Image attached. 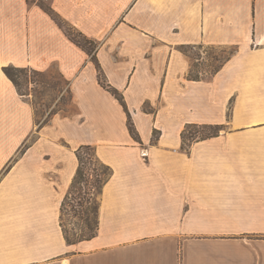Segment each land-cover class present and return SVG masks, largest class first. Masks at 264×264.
I'll return each instance as SVG.
<instances>
[{"label": "crops", "instance_id": "1", "mask_svg": "<svg viewBox=\"0 0 264 264\" xmlns=\"http://www.w3.org/2000/svg\"><path fill=\"white\" fill-rule=\"evenodd\" d=\"M38 1L0 0V264H264V0H47L60 24ZM210 47L231 52L192 74ZM7 67L57 74L69 110L38 123ZM188 124L224 128L185 149ZM82 145L112 173L96 234L67 244Z\"/></svg>", "mask_w": 264, "mask_h": 264}, {"label": "trees", "instance_id": "2", "mask_svg": "<svg viewBox=\"0 0 264 264\" xmlns=\"http://www.w3.org/2000/svg\"><path fill=\"white\" fill-rule=\"evenodd\" d=\"M44 2H45L44 0L38 1L41 8L46 13H48V15L55 22L60 24L61 21L59 22L58 16ZM62 27L66 35L70 39V41H72L74 44H76L77 46L85 50L87 54L90 56V59L95 63L97 74H98L97 75L98 83L100 84L102 88L108 91L122 105V107L127 113L128 131L130 135L132 136V138L138 141L137 133L130 119V115L125 107V103H124L122 95L117 90L110 87V85L106 83V80L100 70V67L95 57L96 44L93 41L84 38L78 32H73L69 28L67 27L65 28L63 25ZM23 70L24 69H16V68H11V67L4 68V73L6 74L8 78H10L14 82L16 89L18 90L20 94L22 93L19 90L18 84L12 72L23 71ZM190 76L192 79L197 78L196 75H190ZM223 128L224 127L222 125L188 124L185 126L184 130L181 133L182 146L185 149H188L190 144L195 141L205 140L207 138L217 136L218 133L221 130H223ZM198 129H205V130H208V132L204 135L200 134L199 136L195 137L197 134H199V132L197 131ZM155 138L156 137L154 135V139ZM75 155L78 161V168L63 198V201L60 207L59 225L61 227L64 240L67 244H72V243H76L78 241H83V240H89L92 237H94V235L96 234L97 227H98L99 198L98 199L96 198L95 191H96V194L98 195L100 194L102 186L109 179L112 173L110 167L103 164L99 160V158L96 155L95 148L90 145H82L78 147L75 151ZM86 166L93 167L91 169V173H89V168L85 170ZM80 186L90 188L93 191V193H90L86 198H82L80 196V188H79ZM67 206H70L73 216L79 218L80 220H83V230H80V232H78L80 234L78 233L74 234L76 236L80 235L79 238H75V239L70 238V234H68V231L64 228V225L62 223V216ZM86 207H88V209ZM88 210H89V213L92 215V219L89 218L87 215Z\"/></svg>", "mask_w": 264, "mask_h": 264}, {"label": "rangeland", "instance_id": "3", "mask_svg": "<svg viewBox=\"0 0 264 264\" xmlns=\"http://www.w3.org/2000/svg\"><path fill=\"white\" fill-rule=\"evenodd\" d=\"M45 3H47V0H45ZM201 51L204 55L200 54L198 49L189 48L188 50V54L193 62L196 58L198 60L202 58L201 61H199L200 63H195L192 74L197 70L207 73L214 71L231 52L230 49H215L211 47L204 48V50L202 49ZM12 74L18 84L20 92L29 96L35 108L36 120L38 123L42 124L48 121L50 116L57 110H69V95L66 92V84L57 76V74L53 72L49 74H38L30 70L14 71ZM197 131L199 134L195 137L200 134L204 135L208 132V130L205 129H198ZM88 168L89 173H91L93 167L86 166L85 170ZM79 188L80 196L82 198H86L90 193H93L90 188L81 186ZM95 195L98 199L100 194H96L95 191ZM86 208L88 209V207ZM87 215L92 219L89 210ZM62 223L64 228L68 231V234H70V238L75 239L80 237V235L76 236L74 234L83 230V220L73 216L70 206H67L63 213Z\"/></svg>", "mask_w": 264, "mask_h": 264}]
</instances>
